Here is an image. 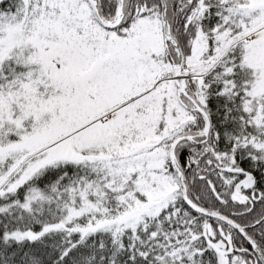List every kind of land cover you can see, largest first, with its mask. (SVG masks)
Returning a JSON list of instances; mask_svg holds the SVG:
<instances>
[{"label":"snow or ice","instance_id":"6c2138e0","mask_svg":"<svg viewBox=\"0 0 264 264\" xmlns=\"http://www.w3.org/2000/svg\"><path fill=\"white\" fill-rule=\"evenodd\" d=\"M0 264H264V0H0Z\"/></svg>","mask_w":264,"mask_h":264}]
</instances>
